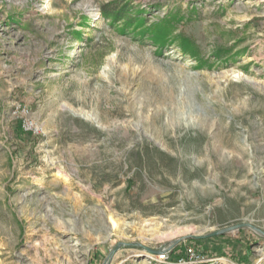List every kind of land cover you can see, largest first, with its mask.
<instances>
[{
  "label": "rangeland",
  "instance_id": "374dc122",
  "mask_svg": "<svg viewBox=\"0 0 264 264\" xmlns=\"http://www.w3.org/2000/svg\"><path fill=\"white\" fill-rule=\"evenodd\" d=\"M146 249L264 264V0H0V264Z\"/></svg>",
  "mask_w": 264,
  "mask_h": 264
},
{
  "label": "trees",
  "instance_id": "16d2710c",
  "mask_svg": "<svg viewBox=\"0 0 264 264\" xmlns=\"http://www.w3.org/2000/svg\"><path fill=\"white\" fill-rule=\"evenodd\" d=\"M100 14L104 19L108 20L110 25H116L118 22H120L123 19L124 14L126 13L122 7L121 8L110 7V5L107 4V5H104L100 9ZM122 26H126L125 23ZM129 27L130 26H127L126 29H128ZM147 30L149 29L145 28L144 30H142V32L147 31ZM149 32L148 33L150 34V38L153 40L155 44L163 45L166 43L168 32L167 33L163 32L162 28L159 29L157 28V26H152L151 31L149 30ZM179 40H180V43L182 44V49L184 52L193 53V51L191 50V48H194L192 43H190L188 40H186L183 37H181Z\"/></svg>",
  "mask_w": 264,
  "mask_h": 264
},
{
  "label": "built area",
  "instance_id": "2783aa9c",
  "mask_svg": "<svg viewBox=\"0 0 264 264\" xmlns=\"http://www.w3.org/2000/svg\"><path fill=\"white\" fill-rule=\"evenodd\" d=\"M156 258L164 264H205L210 261L192 249H187L183 255L176 256L173 260L169 259L167 251H161Z\"/></svg>",
  "mask_w": 264,
  "mask_h": 264
},
{
  "label": "water",
  "instance_id": "95a60500",
  "mask_svg": "<svg viewBox=\"0 0 264 264\" xmlns=\"http://www.w3.org/2000/svg\"><path fill=\"white\" fill-rule=\"evenodd\" d=\"M246 226H248V225H246V224H238V225L226 227L224 229L212 231L211 233H209L207 235H204V236L203 235H195V236H190L189 238L197 239V240L198 239H203V238H211V237H215V236H218V235H222V234L228 233V232L233 231V230L244 228ZM146 250L152 255H158L159 254V251L150 250V249H146Z\"/></svg>",
  "mask_w": 264,
  "mask_h": 264
}]
</instances>
